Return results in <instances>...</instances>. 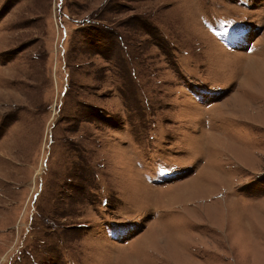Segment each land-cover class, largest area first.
Masks as SVG:
<instances>
[{
  "label": "rangeland",
  "instance_id": "374dc122",
  "mask_svg": "<svg viewBox=\"0 0 264 264\" xmlns=\"http://www.w3.org/2000/svg\"><path fill=\"white\" fill-rule=\"evenodd\" d=\"M0 264H264V0H0Z\"/></svg>",
  "mask_w": 264,
  "mask_h": 264
},
{
  "label": "bare ground",
  "instance_id": "6f19581e",
  "mask_svg": "<svg viewBox=\"0 0 264 264\" xmlns=\"http://www.w3.org/2000/svg\"><path fill=\"white\" fill-rule=\"evenodd\" d=\"M216 140H217V139L214 138V139H213V142H215Z\"/></svg>",
  "mask_w": 264,
  "mask_h": 264
}]
</instances>
